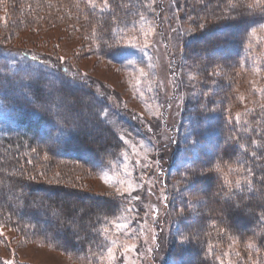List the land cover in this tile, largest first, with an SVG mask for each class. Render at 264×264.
Instances as JSON below:
<instances>
[{
  "label": "trees",
  "instance_id": "obj_1",
  "mask_svg": "<svg viewBox=\"0 0 264 264\" xmlns=\"http://www.w3.org/2000/svg\"><path fill=\"white\" fill-rule=\"evenodd\" d=\"M25 1L31 3L28 10L21 7ZM48 1L55 0H12L10 25L39 19L41 4ZM176 1L180 26L191 35L185 40L182 61L195 70V98L188 100L186 108L192 117L193 147H177L175 153L185 151L190 159L181 171L174 169L178 176L184 174L183 182L171 183L173 161L165 152L173 143L162 146L164 184L173 189L169 196L173 194L174 199L195 183L205 187V194L192 212L187 198L173 202L177 227L168 264H176L174 254L185 256L189 252L193 262L182 258L179 264H221L220 249L233 240L240 241L244 252L241 264L249 259L242 248L248 241L259 246L251 249L256 264H264V93L256 90L264 88L263 60L258 63L261 71L256 73L255 86L247 83L250 107L233 112L240 95L235 87L253 72L245 65V29L250 31V24L258 27L252 22L260 16L245 7L252 0ZM155 2L158 9L164 5L158 0H110L107 10L89 11L85 5L79 10L84 9L81 14L87 18L91 38L100 40L102 46H106L105 41L113 45L103 49L104 55L124 63L132 52L114 45L109 34L139 16H153ZM232 4L238 7L233 9ZM20 11L28 17L22 18ZM92 19L95 24H91ZM224 32L231 35H219ZM211 35L219 36L210 40ZM5 38L6 34L0 37V109L6 117L0 120V228H11L28 240L95 263L106 246L104 229L123 212V203L119 196H99L74 180L90 170L97 173L123 149L104 115L110 108L108 100L86 81L75 82L76 73L71 68L59 63L51 68L46 64L54 61L33 49H23L18 55ZM203 40V46L194 48L191 44ZM224 48L232 53L220 54ZM117 50L122 53L119 57L113 55ZM64 163L69 170L57 166ZM217 164L223 172L214 170ZM224 173L233 185L240 180L241 188L229 191ZM245 178L252 183H244ZM0 264L6 263L0 258Z\"/></svg>",
  "mask_w": 264,
  "mask_h": 264
},
{
  "label": "rangeland",
  "instance_id": "obj_2",
  "mask_svg": "<svg viewBox=\"0 0 264 264\" xmlns=\"http://www.w3.org/2000/svg\"><path fill=\"white\" fill-rule=\"evenodd\" d=\"M109 1L108 6H104L103 0H97L96 8L88 7L87 0L48 1L49 3L41 4L43 9L38 11L39 19L34 17L33 21L27 20L26 24L23 22L20 26L10 25L11 10H14L12 0L0 2V37L6 34L7 43L12 45L18 55L23 49H33L54 61V64L47 62V66L52 68L59 63L71 68L76 73L75 82L84 80L98 93L103 94L110 107L105 117L123 145L117 159L101 166L97 173L90 170L87 175L79 174L74 180L76 184L85 185L87 190L99 196L107 194L119 196L123 203V212L111 220L104 229L106 246L96 256L97 262L70 257L46 244L28 240L22 234L3 226L0 228L2 229L0 258L5 263L11 261L13 264H168L169 249L174 239V229L177 227L174 221L173 202L175 199L182 200V196L187 198L191 207L189 212H192V207L201 201L205 194V187L195 183L189 185L190 191L189 188L184 189L174 199L173 194L169 196L173 189L164 184L166 166L161 160L165 152L161 150L162 146L168 145L169 141L173 143V147L165 152L170 162L173 161L172 173L175 172V168L181 171L188 163L186 161L190 159L185 151L181 155L179 151L175 153L179 149L177 147L181 145L188 149L193 147L190 129L192 117L186 108L188 100L195 98L196 90L192 84L195 70L189 69L190 66L184 65L182 61L185 40L191 35L180 26L177 1L158 0L165 6L162 5L163 7L158 9L159 6L155 2L153 16H139L123 27L111 31L112 34L109 35L113 36L114 45L116 43L121 49L132 52L124 63L104 55L103 49L108 48L100 45V40L91 38V31L85 24L87 18L81 14L84 9L79 10L82 6L84 8V5L89 11L107 10ZM29 4L26 3L24 7L21 4V7L28 10ZM23 12H19L20 16L27 18L28 13ZM91 24H95L93 19ZM145 33H148L147 45ZM229 34L224 32L219 35ZM219 35H211L208 38L214 40ZM260 35L264 36V32ZM235 36L237 37L236 34ZM93 37L97 39L96 35ZM203 42L204 40L191 44L196 48L203 46ZM223 53L231 54L232 51L224 48L220 54ZM245 58L247 61L245 65L248 68L252 67L253 72L250 71L252 74L235 87L240 95L236 104L238 108L237 106L234 108V113H241L250 107L251 103L245 94L246 88L248 84H253V81L257 82L258 76L254 69L258 68L261 60L264 61V43L253 41L251 49L246 47ZM21 59L19 57V61ZM140 68L148 75L142 77ZM4 118L5 112L0 109V120ZM85 155L89 156L87 153ZM177 155L180 157L177 158ZM57 166L63 167L64 170L70 169L66 163ZM104 176H107L111 186L105 183ZM184 177V174L178 176L175 172L170 181L182 183ZM129 183L133 188L130 196L127 194L121 196L116 192L117 188L123 192ZM137 196L139 199H136ZM165 196L167 200L164 199ZM114 221L126 224L127 227L117 228L113 224ZM112 241H116L117 245L114 262L107 258V248L113 246ZM248 242L242 247L249 257L246 264H256V259L252 258L251 248L247 247ZM240 251V241L233 240L220 249L221 262L241 264L244 252ZM101 255L105 256L103 261L99 259ZM182 258L189 263L194 259L191 252L185 256L174 254L173 263L179 264Z\"/></svg>",
  "mask_w": 264,
  "mask_h": 264
},
{
  "label": "snow or ice",
  "instance_id": "obj_3",
  "mask_svg": "<svg viewBox=\"0 0 264 264\" xmlns=\"http://www.w3.org/2000/svg\"><path fill=\"white\" fill-rule=\"evenodd\" d=\"M103 4H104V6H108V0H103ZM87 6L91 7V8H96L98 6L97 0H87ZM148 7H151V4H149ZM231 7L233 9H235V8L238 7V5L237 4H232ZM245 7L247 9H250L253 14L258 12V14L260 16V20L259 21H253L252 22V23L258 24V27H253L250 24L249 25L250 31L248 30V28L245 29V35H246V38L248 40V47L251 49L253 47V41H256L257 43H264V36L260 35V33L264 32V0H252V2L246 4ZM200 27H203V25H201ZM149 31H151V29H149ZM147 35H148V33H145V45H147ZM105 44L109 48L113 47V45L107 44L106 41H105ZM113 55L119 57V56L122 55V53L119 50H117V51L113 52ZM254 71L258 74L261 71V69L260 68H255ZM139 72H140L142 77L148 75V73H146L143 68H140ZM138 83H139V81H138ZM253 85L255 86V81H253ZM256 90L258 92H260V93H264V88H257ZM241 99L243 100V97H241ZM104 115L107 116L108 114L104 113ZM239 118L240 117H239V114H238L236 119L239 120ZM231 167L232 166L229 165V169L230 170H231ZM214 170L216 172H223V169H222L220 164H217ZM207 171H213V169H208ZM224 176H225V183L228 186L229 191H231V189L233 187H235L237 189L241 188V181L240 180H237L236 184L233 185L232 182L230 180H228V178H227L228 174L224 173ZM103 179H104L105 183H107V184H109V186H111V183L108 180L107 176H104ZM243 182L246 183V184H249V185L252 183V181L247 179V178H245ZM132 190H133L132 185H131V183H129L128 186L124 189L123 192H121L120 188H117L116 192L119 195H121V196H124L125 194L130 196ZM136 199H139V197L137 196ZM164 199L167 200V197L165 196ZM180 211L183 212V209H180ZM261 219H264V216H261ZM113 224H114L115 227L121 228V229L127 227L126 224L118 223V222H115V221L113 222ZM213 227H215V225H213ZM105 231H107V230H105ZM0 234H2V229H0ZM185 239H187V237H185ZM112 245H113L112 247L107 248V258L110 261L114 262L116 260V255H115V248L117 247L116 241H112ZM247 247L251 248V249H256V250H258V248H259L258 245H255L251 241L248 242ZM211 250L212 249L209 248V251H211ZM99 259L101 261H103L105 259V256L101 255L99 257ZM6 264H13V262L9 261V262H6ZM221 264H223V262H221Z\"/></svg>",
  "mask_w": 264,
  "mask_h": 264
}]
</instances>
